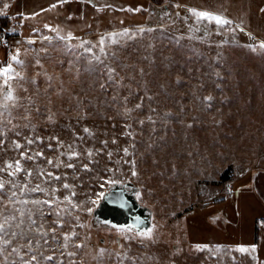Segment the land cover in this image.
<instances>
[{
	"label": "rangeland",
	"instance_id": "374dc122",
	"mask_svg": "<svg viewBox=\"0 0 264 264\" xmlns=\"http://www.w3.org/2000/svg\"><path fill=\"white\" fill-rule=\"evenodd\" d=\"M75 1L5 25L0 0V264H264V0ZM128 179L167 222L152 238L90 226Z\"/></svg>",
	"mask_w": 264,
	"mask_h": 264
},
{
	"label": "water",
	"instance_id": "95a60500",
	"mask_svg": "<svg viewBox=\"0 0 264 264\" xmlns=\"http://www.w3.org/2000/svg\"><path fill=\"white\" fill-rule=\"evenodd\" d=\"M141 189L134 179L114 182L93 210L91 227L94 230L103 225L128 228L139 237L152 238L154 226L158 224L163 228L167 222L156 215L153 205L140 200ZM172 264L178 263L173 261Z\"/></svg>",
	"mask_w": 264,
	"mask_h": 264
},
{
	"label": "trees",
	"instance_id": "16d2710c",
	"mask_svg": "<svg viewBox=\"0 0 264 264\" xmlns=\"http://www.w3.org/2000/svg\"><path fill=\"white\" fill-rule=\"evenodd\" d=\"M71 2H75V5L77 1L75 0H70ZM80 4H78L79 6H81L83 9L84 8H92L94 6V3H99L98 0H82L79 1ZM118 4H120L121 6L124 5V3H121L120 1H116ZM103 3L106 4H113L114 0H100V5H102ZM58 4V6H63L65 7V0H18L17 4L15 6H10V8L12 9L13 12L7 14V15H3L2 19L5 21L4 24L8 25L10 22H24L26 20L27 17H34V18H38V19H43L39 17V13H41V11H43L44 9L51 7L53 5ZM19 5V6H18ZM137 8H135L134 12H132L131 14H126L125 13H121L118 14L117 17L120 16H126V15H135V17H139L141 15L144 14V6H140V2H136ZM164 10H166V6L163 7ZM158 10L157 7H153V13ZM146 15V14H145ZM159 15V14H157ZM80 17L73 14V17H71L72 20H78ZM63 19V18H62ZM225 178V175H224ZM227 178V177H226ZM225 178V179H226ZM187 221H190L191 223H195L198 224L199 226L201 225V221L206 219L205 214H203V212H190V214H187V216H185L184 218ZM259 223V220H256V225H255V235L256 238L258 239V235H259V230L260 227L259 225H257ZM91 226V224H90ZM202 226V225H201ZM92 228V227H91ZM204 231H202L200 229V235L201 236H207V229H203ZM206 231V233H205ZM218 233H220L222 235V238L225 239L227 238V235L223 234L220 230H218ZM229 233V232H228ZM229 240V239H228ZM259 241V240H257Z\"/></svg>",
	"mask_w": 264,
	"mask_h": 264
},
{
	"label": "flooded vegetation",
	"instance_id": "af4514ba",
	"mask_svg": "<svg viewBox=\"0 0 264 264\" xmlns=\"http://www.w3.org/2000/svg\"><path fill=\"white\" fill-rule=\"evenodd\" d=\"M166 6V4L164 5ZM167 8V6H166ZM250 188L252 189V191L254 192V194L256 195V197L259 199V201L262 204V207L264 209V170L262 169H255L251 172L250 176ZM239 187H235L234 189H232L230 192L226 193V198L225 201H230L231 202V207L234 210V213L237 215L240 211V208H238V198H239ZM156 213V212H155ZM263 217V216H260ZM258 219V218H256ZM160 228V226L158 224H156L153 228V230L155 228ZM103 228H108V229H114V230H118V229H128V228H114V227H108V226H100L98 229L94 230L95 232H99L101 229ZM234 230L233 231V235L235 236L234 240L236 239V241L234 242V248L236 246V248H240L242 245L240 244V240H242V238H240V231L239 228L237 227V225H234ZM236 228V229H235ZM130 230V229H128ZM152 230V232H153ZM131 232H133L135 234L134 231L130 230ZM136 235V234H135ZM137 236V235H136ZM139 237V236H138ZM140 237H145V236H140ZM180 237V234L178 233V238ZM146 238V237H145ZM181 238V237H180ZM179 243H181V239L180 241H177L176 243H173V245L175 247H178ZM210 264H212V262H210Z\"/></svg>",
	"mask_w": 264,
	"mask_h": 264
},
{
	"label": "snow or ice",
	"instance_id": "6c2138e0",
	"mask_svg": "<svg viewBox=\"0 0 264 264\" xmlns=\"http://www.w3.org/2000/svg\"><path fill=\"white\" fill-rule=\"evenodd\" d=\"M5 7H7V5H5ZM192 11V13L198 17V19H206L208 20L209 22H215L216 24L218 25H224V24H229L231 23V21H228L224 18H222L221 16L219 15H215L213 13H210V12H206V11H199L197 12L196 10H190ZM101 43H103V39L101 40ZM261 47L264 48V43L261 44ZM13 60H17V57H12ZM17 62L19 63V61L17 60ZM13 69L11 67V65H8L4 68H0V76H3L5 77V80H4V83L7 84L8 83V79L9 78H14V77H9V73L12 72ZM5 99H8V100H13L14 99V96L12 94L11 91L8 92L7 96L5 97ZM85 131H87V129H85ZM31 142V141H30ZM20 145H17V147H19ZM126 151V150H125ZM42 155V154H41ZM51 162V161H49ZM7 167L11 168L12 165L9 164ZM16 167L17 169L19 170V161L16 162ZM68 167H72V165H68ZM14 174V173H13ZM135 174V173H134ZM57 179H59L57 177ZM4 187V185L2 183H0V189H2ZM64 187H69L68 185H64ZM2 225H0V229H2ZM255 246H252V250H254ZM239 251L241 252H246L248 251L249 249L248 248H245L243 246H241L239 249Z\"/></svg>",
	"mask_w": 264,
	"mask_h": 264
},
{
	"label": "built area",
	"instance_id": "2783aa9c",
	"mask_svg": "<svg viewBox=\"0 0 264 264\" xmlns=\"http://www.w3.org/2000/svg\"><path fill=\"white\" fill-rule=\"evenodd\" d=\"M231 188H232L231 186H227L226 190L229 191L231 190Z\"/></svg>",
	"mask_w": 264,
	"mask_h": 264
}]
</instances>
